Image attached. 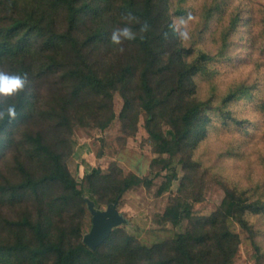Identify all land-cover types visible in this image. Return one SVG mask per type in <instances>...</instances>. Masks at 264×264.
Listing matches in <instances>:
<instances>
[{
  "label": "trees",
  "instance_id": "16d2710c",
  "mask_svg": "<svg viewBox=\"0 0 264 264\" xmlns=\"http://www.w3.org/2000/svg\"><path fill=\"white\" fill-rule=\"evenodd\" d=\"M220 1L206 10V23L221 12ZM240 22L238 15L231 20L211 55L182 43L170 0H0V154L5 147L15 154L16 173L0 182V207L14 213L0 220V264H233L238 236L228 223L253 235L247 217L264 215V191L224 186L212 214L166 210L165 222L194 221L184 233L137 241L116 227L90 249L81 236L85 194L94 206L116 207L148 182L113 165L107 174L92 169L84 176L88 187H80L66 160L73 128L105 129L113 121V93L123 100L120 118L130 135L142 115L156 154L190 157L212 112L211 99H197L194 78L220 59ZM249 89L229 90L222 104L247 98L264 115V96L255 100ZM221 116L242 125L229 111ZM26 123L39 127L17 140Z\"/></svg>",
  "mask_w": 264,
  "mask_h": 264
},
{
  "label": "rangeland",
  "instance_id": "374dc122",
  "mask_svg": "<svg viewBox=\"0 0 264 264\" xmlns=\"http://www.w3.org/2000/svg\"><path fill=\"white\" fill-rule=\"evenodd\" d=\"M220 2L221 12L206 23V10L213 0H170L181 41L193 47L195 53L201 49L211 55L218 53L231 20L237 15L241 18L236 30L227 35V46L220 59L194 78L197 99H211L212 112H209L211 120L206 135L190 157L180 153L170 158L156 154L144 129L142 115L135 134L130 135L120 118L123 100L118 93L112 95L115 118L108 127L100 129L96 124L75 127L67 136L66 166L80 187H88L84 176L92 169L107 174L113 165L123 176L133 174L148 182L127 191L115 207L116 215H111L119 219L116 231L137 241L184 233L192 226L194 221L190 219H182L177 224L165 222L163 215L170 207L189 206L196 214H212L222 202L224 186L250 194L264 191V115L256 108L255 101L247 98L222 104L229 90L241 85L250 88L249 94L255 100L264 96V0ZM205 25H208L206 30ZM4 75L1 72L0 93ZM42 95L45 96L44 92ZM227 111L241 120L242 125L226 121L221 115ZM38 127L35 123L21 124L16 139ZM14 158L15 154L7 151V147L1 152L0 182L16 174ZM85 197L82 237L92 227L91 200L87 194ZM108 209L109 204L103 201L94 206L95 211ZM13 215L7 212V207H0V220ZM247 220L253 227V235L234 221L228 223L229 230L238 236L233 264H264V215L250 216Z\"/></svg>",
  "mask_w": 264,
  "mask_h": 264
},
{
  "label": "water",
  "instance_id": "95a60500",
  "mask_svg": "<svg viewBox=\"0 0 264 264\" xmlns=\"http://www.w3.org/2000/svg\"><path fill=\"white\" fill-rule=\"evenodd\" d=\"M115 206H109L107 212H100L94 210V204L90 202L89 211L92 214V227L87 235L84 236V244L90 248L95 249L102 245L110 236L112 230L119 225L118 218L116 216L111 218V215L115 214Z\"/></svg>",
  "mask_w": 264,
  "mask_h": 264
}]
</instances>
